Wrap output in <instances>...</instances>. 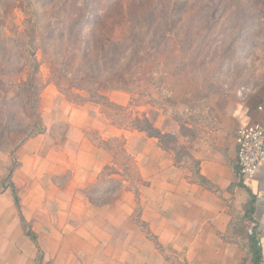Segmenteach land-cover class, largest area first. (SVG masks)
<instances>
[{"label": "crops", "instance_id": "1", "mask_svg": "<svg viewBox=\"0 0 264 264\" xmlns=\"http://www.w3.org/2000/svg\"><path fill=\"white\" fill-rule=\"evenodd\" d=\"M254 93L239 100L210 95L207 111L212 108V113L186 123L195 129L190 137L180 133L181 122L164 108L132 104L127 90L104 93L134 113H145L162 133L191 139L201 174L219 188L215 191L194 181L192 170L179 166L158 138L115 125L98 102L75 103L55 85L45 87L39 101L45 131L16 152L12 181L20 210L11 188L2 186L9 164L1 166L0 264H39L40 249L44 264H252L240 243L224 238L234 214L244 215L250 192L256 196L251 226L260 232L264 264V164L249 178L235 170L240 126L264 125V88ZM184 108L179 107L181 114ZM94 137L125 139L129 167ZM126 172L139 187L141 219L162 248L134 220L138 201ZM109 179L122 181L118 197L92 202L88 191L96 192Z\"/></svg>", "mask_w": 264, "mask_h": 264}, {"label": "trees", "instance_id": "2", "mask_svg": "<svg viewBox=\"0 0 264 264\" xmlns=\"http://www.w3.org/2000/svg\"><path fill=\"white\" fill-rule=\"evenodd\" d=\"M28 1L33 4L37 0ZM262 1L250 0L243 7L239 0H107L100 15L96 16L89 11L91 7L93 8L90 2L86 4L81 0H39L44 4L38 13L41 16L54 12L62 16L60 20L48 19L44 26V36L53 42L52 49L62 67V73L65 72V76L70 77L73 83H80L77 85L90 93L88 97H80L77 103L98 102L115 125L129 130L144 131L149 137L158 138L164 148L175 153L179 166H186L192 170L194 181L218 191L219 188L201 174L200 161L191 152V139L184 142L175 133H162L150 122L145 113H134L129 106L124 107L112 102L99 91V81L85 76L84 73L96 59L102 64L101 57L105 52L116 58L114 61L111 59L112 68L109 75L116 76L126 68L123 74L126 73L128 82L126 88L121 89L139 95L132 100V104H151L164 108L166 113L181 122L180 133L184 137H190L189 134L194 133L195 129H188L186 123L196 122L202 119V115L192 117L194 110L186 101L216 77L222 87L231 85L229 77L235 73L237 66L241 65L247 51L257 44L256 38L260 31L264 30V14L257 8ZM56 2L58 5L54 8L52 3ZM149 4L151 7L148 10H151V13L146 17L141 13V9ZM48 7H51L50 11ZM3 14L7 15V12L0 7V17L4 16ZM39 16L36 13L35 19L37 20ZM31 22H34L33 26L30 27L27 23L26 33L15 37L0 36V64L7 66L15 61L19 69L22 68L18 71L20 74L28 68V79L19 82L22 85L15 83V88L17 92L24 93L25 103L27 106L30 105L36 114L39 101H36V104L32 103L31 97L37 89L35 75L40 69L37 48L34 46L37 40L35 26L38 25L35 20ZM146 23L151 25L149 36L154 35L158 43L156 41L153 44L149 43V36H142L138 32L139 26H146ZM119 48H122V51H119ZM263 59L264 56L261 58L262 64ZM261 69L256 68L247 77H259ZM79 76L81 79H78ZM145 81L148 89L142 90V83ZM58 85L61 90L62 86ZM260 86L261 84L256 85L255 88ZM157 91L161 93V98L156 97ZM0 99L4 100L1 95ZM180 106H185L182 114ZM32 126H29L26 134L11 151V164L2 181L4 188H11L19 210L20 197L12 181L13 173L19 164L16 152L28 138L45 131L42 118L41 121L36 120L37 129H33ZM95 141L107 148L114 158L120 157L131 162L125 149V139ZM235 167L236 173H240L238 158ZM126 173L127 184L131 186L138 201L134 220L157 246L162 248L156 236L141 219L139 187L135 176L133 173ZM100 186L96 192L88 193L92 202L105 204L118 197L123 183L118 179H109ZM255 205L256 196L250 192V199L244 205V215L234 214L228 234L224 235V238L240 243L249 253L252 264H262L260 232L256 225L251 226V222H255ZM21 217L26 233L37 243V235L30 223L23 215ZM42 260L43 252L40 249L39 264H44ZM176 261L183 264L179 260Z\"/></svg>", "mask_w": 264, "mask_h": 264}, {"label": "rangeland", "instance_id": "3", "mask_svg": "<svg viewBox=\"0 0 264 264\" xmlns=\"http://www.w3.org/2000/svg\"><path fill=\"white\" fill-rule=\"evenodd\" d=\"M248 1L250 0H239L243 7H245L246 2ZM38 2L39 0L32 4L28 0H0V7L4 8L7 12V15L3 14L4 16L0 17V36L11 37L14 35L15 37L16 35L26 33L27 23L31 27L34 23L31 21H37L36 23L38 26H35V35L37 36V40L34 42V46L37 48L36 55L40 62V69L37 75H35V84L37 85V89L34 90L35 94L31 97L32 103L36 104V101H40V95L43 89L51 84L55 85L59 90L60 87L58 84H60L62 86L60 91L69 97L71 101L77 103L80 97H88L90 93L86 89L80 88L79 85H77L80 83H73L70 77L68 78L65 76V72L62 73V67L59 65L55 57L56 53L52 49L53 42L44 36V26L48 22V19L52 18L53 21L60 20L62 16H59L54 12L39 16L40 14L38 13V10L43 6L44 3L39 2L40 4H38ZM81 2H85L86 4L87 2H90L93 4V8L91 7L89 11L91 14L96 16L100 15V12L107 4V0H81ZM52 5L55 8L58 3H52ZM150 7L151 4L145 6L141 9V13L148 17L151 13V10H148ZM153 7L154 5H152V8ZM257 8L261 14H264V0L260 2ZM48 9L50 11L51 7H48ZM36 13L39 16L37 17V20L35 19ZM181 13L182 12H180V15ZM150 26L151 25L149 23H146V26L141 25L139 26L138 32L141 33L142 36L148 37ZM54 35L57 36V34ZM154 41L158 43L154 35L149 36V43L153 44ZM256 41L257 44L254 45L253 49H249L247 51V55L243 58L241 65L237 66L235 73L229 77V83H231V85L222 87L217 81L216 77L211 82H208L202 86L201 89L198 90V93H195V95L190 98L189 106L194 110V113L191 114V116L196 117L198 114L206 115L212 113V108H210L208 111L207 108L211 107L208 105V100L213 94H216L214 97L220 94L225 96L229 94L231 99L239 100L250 99V94L257 92L258 90L262 91L264 88V64H262L261 58L264 56V30L260 31ZM119 51H122V48H119ZM101 58L103 59L102 64H99V60L96 59L95 62L97 64L92 62L85 70L86 72L84 75L89 78L97 79L100 83V85H98L99 91L102 93L112 89L124 90L121 88H126V82H128L126 73L123 74V72L126 71V68L121 71L122 73H117L116 76L109 75L112 68V60L114 61L116 58L111 57L106 52L102 54ZM254 60L258 62H255ZM253 62L255 63L253 64ZM15 63L16 62L13 61L7 66L0 64V95L1 98L4 99L3 101L0 99V103L3 102L0 104V172L3 170L1 166L4 165V163L7 162L6 164H11L10 153L13 150L15 144L23 138L29 129V126L33 125V129H37L38 126H36V120L41 121L42 118L40 108L35 114L32 110V107L30 105L27 106L25 103L24 93L21 94L17 92L15 88V83L20 84L23 82V80L28 79V68H26V71L20 74L18 71L22 68L19 69L18 63ZM260 67L262 69L259 77H247L250 75V73L254 72L256 68ZM80 77L81 76H79L78 79H81ZM142 84V90L148 89L146 81ZM259 84H261V86L259 88H255V86ZM150 90L152 91L153 89L150 88ZM131 95L132 100H135V98H138L139 96L137 93ZM155 95L156 97L161 98V93L159 91H157ZM223 101L224 99L220 100V102ZM122 161L124 165L129 167L130 162L124 160ZM128 173L132 174V172Z\"/></svg>", "mask_w": 264, "mask_h": 264}, {"label": "built area", "instance_id": "4", "mask_svg": "<svg viewBox=\"0 0 264 264\" xmlns=\"http://www.w3.org/2000/svg\"><path fill=\"white\" fill-rule=\"evenodd\" d=\"M238 159L243 177H252L264 164V125L240 126Z\"/></svg>", "mask_w": 264, "mask_h": 264}]
</instances>
